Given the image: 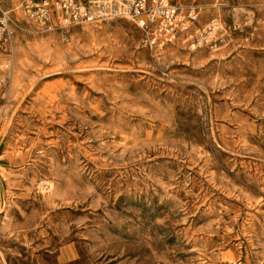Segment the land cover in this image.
Returning <instances> with one entry per match:
<instances>
[{"label":"rangeland","instance_id":"obj_1","mask_svg":"<svg viewBox=\"0 0 264 264\" xmlns=\"http://www.w3.org/2000/svg\"><path fill=\"white\" fill-rule=\"evenodd\" d=\"M23 1L0 0V264H264V0H185L232 29L217 51Z\"/></svg>","mask_w":264,"mask_h":264},{"label":"built area","instance_id":"obj_2","mask_svg":"<svg viewBox=\"0 0 264 264\" xmlns=\"http://www.w3.org/2000/svg\"><path fill=\"white\" fill-rule=\"evenodd\" d=\"M23 7L30 19L48 27L130 21L151 50L183 39L190 48L217 51L228 45L232 30L218 17L200 25L199 5L185 0H24ZM13 22L10 11L0 7V44L12 37Z\"/></svg>","mask_w":264,"mask_h":264},{"label":"bare ground","instance_id":"obj_3","mask_svg":"<svg viewBox=\"0 0 264 264\" xmlns=\"http://www.w3.org/2000/svg\"><path fill=\"white\" fill-rule=\"evenodd\" d=\"M48 98V97H47ZM45 99V98H44ZM43 102V101H42ZM51 111V110H50ZM0 135H1V133H0ZM8 213V212H7Z\"/></svg>","mask_w":264,"mask_h":264}]
</instances>
